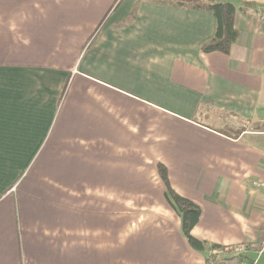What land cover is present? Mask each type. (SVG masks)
<instances>
[{"label":"crops","instance_id":"crops-1","mask_svg":"<svg viewBox=\"0 0 264 264\" xmlns=\"http://www.w3.org/2000/svg\"><path fill=\"white\" fill-rule=\"evenodd\" d=\"M235 25L204 52L210 11L0 0V264H247L189 244L158 168L197 237L260 243L264 21Z\"/></svg>","mask_w":264,"mask_h":264},{"label":"trees","instance_id":"trees-1","mask_svg":"<svg viewBox=\"0 0 264 264\" xmlns=\"http://www.w3.org/2000/svg\"><path fill=\"white\" fill-rule=\"evenodd\" d=\"M151 3L170 5L178 8L206 10L213 13L217 20L215 35L212 39L202 45L204 52L221 51L229 53L231 46L237 42L239 31L235 25L237 13L255 12L258 6L264 3H256L254 1L242 0L240 4H235L231 0H148ZM137 11L134 8L131 18ZM230 115V114H229ZM245 127V126H243ZM244 130V129H242ZM159 173L165 186V197L169 204L178 213L181 218V228L189 244L198 251L209 249L227 248L217 244H209L208 241L197 237L193 233V228L198 223L202 209L192 199L178 193L171 185L168 177V171L165 165L159 164ZM249 243V242H245ZM235 257V256H234ZM239 258L248 260L247 264H255L253 256L240 255Z\"/></svg>","mask_w":264,"mask_h":264},{"label":"built area","instance_id":"built-area-1","mask_svg":"<svg viewBox=\"0 0 264 264\" xmlns=\"http://www.w3.org/2000/svg\"><path fill=\"white\" fill-rule=\"evenodd\" d=\"M254 14L262 21H264V5L258 6L254 12ZM218 251L229 253L235 257H238L240 255H252L254 257V254L256 256L254 257V262L256 263L257 260L261 257L262 254H264V233L263 237L259 244H253V243H239L235 245H231L227 248H219Z\"/></svg>","mask_w":264,"mask_h":264},{"label":"rangeland","instance_id":"rangeland-1","mask_svg":"<svg viewBox=\"0 0 264 264\" xmlns=\"http://www.w3.org/2000/svg\"><path fill=\"white\" fill-rule=\"evenodd\" d=\"M256 254H254V257ZM255 264H264V254L261 255V257L257 260Z\"/></svg>","mask_w":264,"mask_h":264}]
</instances>
